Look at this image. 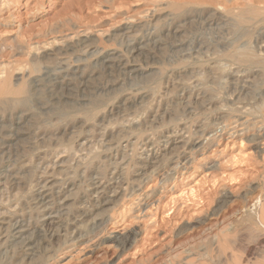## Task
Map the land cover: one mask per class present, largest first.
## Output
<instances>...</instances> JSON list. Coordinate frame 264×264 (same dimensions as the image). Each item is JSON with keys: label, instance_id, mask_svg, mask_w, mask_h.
<instances>
[{"label": "rangeland", "instance_id": "obj_1", "mask_svg": "<svg viewBox=\"0 0 264 264\" xmlns=\"http://www.w3.org/2000/svg\"><path fill=\"white\" fill-rule=\"evenodd\" d=\"M263 17L264 0H0V75L18 71L12 86L27 89L0 96V264H264ZM175 24L183 33L172 38ZM107 52L121 54L117 72L104 67ZM48 69L71 85L48 80ZM247 78L252 89L240 91ZM46 180L59 187L45 203L53 224L35 201ZM15 220L32 231L31 249L13 244Z\"/></svg>", "mask_w": 264, "mask_h": 264}, {"label": "bare ground", "instance_id": "obj_2", "mask_svg": "<svg viewBox=\"0 0 264 264\" xmlns=\"http://www.w3.org/2000/svg\"><path fill=\"white\" fill-rule=\"evenodd\" d=\"M248 2H249V1H248ZM252 2H253V1H252ZM241 4H243V3H241ZM220 7H221V5H220ZM218 9H219V8H218ZM218 9H217V10H218ZM219 10H220V9H219ZM221 11H222V10H221ZM261 11H262V10H261ZM215 12H216V11H215ZM259 13H260V12H259ZM164 14H165V13H164ZM164 14H163V15H164ZM166 14H167V13H166ZM163 15H162V16H163ZM201 15H202V14H201ZM207 15H208V14H207ZM218 15H219V14H218ZM226 15H227V14H226ZM166 16H167V15H166ZM169 16L171 17V15H169ZM259 16H260V15H259ZM164 17H165V16H164ZM205 17H206V16H205ZM261 17H262V16H261ZM166 18H167V17H166ZM168 18H169V17H168ZM259 18H260V17H259ZM263 18H264V17H263ZM187 19H189V18H187ZM217 19L220 21V23H222V24L224 23V24H225V23L227 22V20H228V17H226L224 14H220L219 16H217ZM168 21H169V20H168ZM182 21H184V20H182ZM182 21H181V22H182ZM195 21H198V19L195 20ZM169 22H170V21H169ZM210 22H211V21H210ZM7 23H8V22H7ZM199 23H200V22H199ZM199 23H198V24H199ZM181 24H182V23H181ZM260 24H262V23H260ZM126 25H127V24H126ZM167 25H168V24H167ZM208 25H209V24H208ZM215 25H216V23H215ZM219 25H220V24H219ZM262 25H263V24H262ZM127 26L129 27V24H128ZM130 26H131V25H130ZM131 27H132V26H131ZM184 27H185V26H184ZM207 27H208V26H207ZM211 27H212V26H211ZM229 27H230V26H229ZM263 27H264V26H263ZM170 28H171V27H170ZM214 28H216V27H214ZM260 28H261V27H260ZM186 29H187V28H186ZM220 29H221V28H220ZM122 30H123V29H122ZM129 30H130V29H129ZM120 31H121V30H120ZM159 31H160V30H159ZM223 31H224V30H223ZM126 32L129 33L128 30H127ZM132 32H133V31H132ZM170 32H171V34H172V38H173V37L176 38V36H178V34L181 35L180 33H181V32L183 33V30L180 28L179 24H175V25L172 27V30H171ZM147 33H148V32H147ZM261 33L263 34V31H262ZM87 34H88V33H87ZM87 34H86V35H87ZM218 34H219V33H218ZM262 34H261V36H262ZM83 35H84V34H83ZM86 35H84V36L82 37L83 40L88 39V36H86ZM126 35H127V34H126ZM128 35H129V34H128ZM137 35H138V34H137ZM263 35H264V34H263ZM142 36H143V34H142ZM144 36H145V35H144ZM153 36H154V34H153ZM162 36H163V35H162ZM131 37H133V36H131ZM135 37H136V36H135ZM164 37H165V36H164ZM170 37H171V36H170ZM179 37H180V36H179ZM249 37H250V36H249ZM262 37H263V36H262ZM14 38H15V37H14ZM14 38H13V39H14ZM79 38H81V37H79ZM82 38H81V40H82ZM89 38H91V37H89ZM127 38H128V37H127ZM146 38H147V37H146ZM150 38H151V37H150ZM151 39H153V38H151ZM154 39L156 40V38H154ZM157 39H158V37H157ZM177 39H178V37H177ZM248 39H249V38H248ZM79 40H80V39H79ZM81 40L79 41V43L81 42ZM92 40H93V38H92ZM129 40H130V39H129ZM131 40H133V39H131ZM163 40H164V38H163ZM180 40H181V39H178V41H180ZM70 41H71V40H70ZM93 41H94V40H93ZM138 41H139V40H138ZM146 41H147V40H146ZM170 41H171V39H170ZM172 41H173V40H172ZM172 41H171V42H172ZM185 41H186V40H185ZM262 41H263V40H262ZM84 42H85V41H83V43H84ZM88 42H89V44H90V40H89ZM149 42H150V41H149ZM158 42H159V41H158ZM158 42H157V43H158ZM163 42H164V41H163ZM165 42H166V41H165ZM171 42H170V43H171ZM181 42H182V41H181ZM245 42H246V41H245ZM26 43H27V42H26ZM56 43H57V42H56ZM62 43L64 44V42H59V43H57V45L62 44ZM66 43H67V42H66ZM74 43H75V42H74ZM74 43H73V44H74ZM76 43H77V41H76ZM85 43H86V42H85ZM85 43H84V44H85ZM93 43H94V42H93ZM132 43H133V42H132ZM132 43H131V44H132ZM152 43H153V42H152ZM152 43H151V44H152ZM161 43H162V42H161ZM167 43H168V42H167ZM167 43H166V44H167ZM175 43H176V42H175ZM179 43H180V42H179ZM9 44H10V43H9ZM63 44H62V45H63ZM70 44H71V43H70ZM70 44H68V45H70ZM77 44H78V43H77ZM91 44H92V43H91ZM94 44H95V43H94ZM145 44H147V43H145ZM148 44H149V43H148ZM153 44H154V43H153ZM155 44H156V42H155ZM176 44H177V43H176ZM180 44H181V43H180ZM95 45H96V44H95ZM133 45H134V44H133ZM139 45H140L141 47H143V43H142V45H141V44H139ZM156 45H157V44H156ZM159 45H160V44H159ZM172 45H173V44H171V46H172ZM8 46H10V45H8ZM46 46H47V45H46ZM63 46H64V45H63ZM66 46H67V45H66ZM70 46H71V45H70ZM92 46H93V44H92ZM140 46H138V47H140ZM164 46H165V45H164ZM181 46H183V45H181ZM44 47H45V46H44ZM47 47H48V46H47ZM47 47H46V48H47ZM74 47H75V45H74ZM87 47H88V46H87ZM94 47H95V46H94ZM127 47H128V46H127ZM132 47H133V46H132ZM136 47H137V46H136ZM141 47H140V48H141ZM155 47H156V46H155ZM155 47H153V48H155ZM158 47H159V46H158ZM161 47H162V46H161ZM184 47H185V45H184ZM50 48H51V47H50ZM63 48H65V47H63ZM69 48H70V47H69ZM91 48H92V47H91ZM95 48H96V47H95ZM97 48H98V47H97ZM97 48H96V49H97ZM128 48H129V47H128ZM140 48H138V49H140ZM175 48H176V47H175ZM178 48H179V47H178ZM57 49H58V48H57ZM57 49H56V50H57ZM60 49H61V48H60ZM89 49H90V48H89ZM96 49H94V50H96ZM131 49H132V48H131ZM133 49H134V48H133ZM138 49H136V50H138ZM160 49H161V48H160ZM45 50H46V49H45ZM52 50H53V49H52ZM64 50H67V49H64ZM68 50H69V49H68ZM97 50H98V49H97ZM97 50H96V51H97ZM136 50H135V51H136ZM57 51H59V50H57ZM57 51H56V52H57ZM60 51H61V50H60ZM96 51H95V52H96ZM98 51H99V50H98ZM98 51H97V52H98ZM103 51H104V50H103ZM103 51L101 50V52H103ZM105 51H106V50H105ZM117 51H118V50H117ZM135 51H134V52H135ZM140 51H141V50H140ZM239 51H240V50H239ZM34 52H35V51H34ZM36 52H37V51H36ZM50 52H51V51H50ZM53 52H55V51H53ZM99 52H100V51H99ZM99 52H98V54H99ZM39 53L42 55V50H41V52L38 51L37 57H38ZM51 53H52V52H51ZM141 53H142V52H140V54H141ZM144 53H145V51H144ZM232 53H234V52H232ZM58 54H59V53H58ZM119 54H120V53H118V56H117V53H115V52H110V53L107 52L104 56L102 55V56H103V59H102L103 61H102V63H103V65H104V67H107V68H108L109 73H111V72L114 73V71H115V69H114V71H111V70H109V68H112L113 66L116 67V65L121 64L120 62L122 61L123 58H121V57L119 56ZM133 54H134V53H133ZM29 55H30V54H29ZM46 55H47V54H46ZM55 55H56V54H55ZM120 55H121V54H120ZM141 55H142V54H141ZM143 55H144V54H143ZM145 55H147V54H145ZM43 56H44V55H43ZM48 56H49V55H48ZM98 56H99V55H98ZM135 56H136V55H135ZM147 56H148V55H147ZM52 57H53V55H52ZM52 57H49V59L52 58ZM119 57H120V58H119ZM123 57H125V56H123ZM38 59H39V58H38ZM43 59H44V58H43ZM43 59H41V62L43 61ZM45 59H46V57H45ZM52 59H53V58H52ZM50 60H51V59H50ZM154 60H155V59H154ZM97 61H99V60H97ZM123 61H124V60H123ZM131 61H132V60H131ZM131 61H130V62H131ZM259 61H260V60H259ZM263 61H264V60H263ZM99 62H100V61H99ZM132 62H133V61H132ZM65 63H66V62H65ZM102 63L100 62V64H102ZM123 63H124V62H122V65H121V66H122L123 68L127 69L129 66H128L127 64H125V63L123 64ZM45 64H46V63L44 62V66H46ZM51 64H52V62L50 63V65H51ZM53 64H54V62H53ZM58 64H59V63H58ZM58 64H57V62H56V65H58ZM97 64H98V62H97ZM129 64H130V63H129ZM132 64H133V63H132ZM132 64H131V65H132ZM253 64H255V63H253ZM26 65H27V64H26ZM56 65H55V66H56ZM61 65H62V64H60V65H58V66H60V68L63 67V66H65V65H63V66H61ZM94 65H95V64H94ZM94 65H93V66H94ZM139 65H140V64H139ZM22 66H23V65H22ZM53 66H54V65H53ZM58 66H57V67H58ZM71 66H72V65H71ZM73 66H74V65H73ZM77 66H79V65H77ZM100 66H101V65H100ZM26 67H27V66H26ZM46 67H47V66H46ZM51 67H52V66L47 67V68H50V69H51ZM67 67H70V65H69V66L67 65L66 68H67ZM95 67H96V66H95ZM98 67H99V66H98ZM102 67H103V66H101V68H102ZM20 68H21V67H20ZM60 68H59V69H60ZM75 68H76V67H75ZM81 68H82V67H81ZM85 68H86V67H85ZM96 68H97V67H96ZM101 68L99 67V69H101ZM113 68H114V67H113ZM136 68H137V67H136ZM139 68H140V67H139ZM27 69H28V68H27ZM59 69H55V70H59ZM79 69H80V68H79ZM102 69H103V68H102ZM102 69H101V72H102ZM116 69H117V68H116ZM120 69H121V68H119V72H122V73H123V71H122V70L120 71ZM128 69H129V68H128ZM17 70H19V69H17ZM48 70H49V69H48ZM52 70H54V67H53V69H51V71H52ZM81 70L83 71V69H81ZM104 70H106V69L104 68ZM136 70H137V69H135V68H131V69L127 70V72L130 74V73H134ZM49 71H50V70H49ZM51 71H50V73L52 74ZM61 71H62V70H61ZM89 71H90V70H89ZM91 71H94V70H91ZM110 71H111V72H110ZM149 71H150V70H149ZM239 71H240V70H239ZM2 72H3V71H2ZM44 72H45V71H44ZM63 72H64V71H63ZM65 72H66V71H65ZM75 72H76V71H75ZM94 72H95V71H94ZM115 72H117V71H115ZM119 72H118V73H119ZM140 72H141V71H140ZM234 72H235V71H234ZM234 72H232V73H234ZM237 72H238V71H237ZM255 72H256V71H255ZM255 72H254V73H255ZM0 73H1V67H0ZM18 73H19V72L17 71L16 74H15V76H13V77L11 76V78H12L13 81H14V80H15V81H18L19 78L21 79V77H19ZM46 73H47V72H46ZM61 73H62V72H60V71H54L52 75L50 74V75H51L50 77L48 76V77H49L48 80L52 79V81H57V82L59 83V85H60V83H61V84H64V85H71V81L68 80V78H67L68 76L66 75V73H65V74H61ZM76 73H77V72H76ZM78 73L80 74L81 72L79 71ZM102 73H103V72H102ZM109 73H107V74L110 75ZM118 73H117V74H118ZM122 73H120V74H122ZM128 73H127V75H129ZM153 73H154V71H152V74H153ZM238 73H239V72H238ZM251 73H252V72H251ZM254 73H253V74H254ZM5 74H6V76H2L3 74L0 75V96H6V95L10 96L9 94H14L15 96H19V95H21L24 91L27 90L25 87H20V86H18L17 88H14V87L12 86L14 83L12 84L11 78L9 77V75L7 76V73H5ZM5 74H4V75H5ZM138 74L140 75V73H138ZM150 74H151V72H150ZM150 74H149V75H150ZM152 74H151V75H152ZM13 75H14V73H13ZM22 75L24 76L25 74H22ZM29 75H31V74H29ZM32 75H33V74H32ZM38 75H39V74H37V77H38ZM46 75H47V74H46ZM69 75H70V74H69ZM71 75H72V74H71ZM71 75H70L69 77H71ZM123 75H124V74H123ZM123 75H122V76H123ZM127 75H125V76H127ZM146 75H147V74H146ZM149 75H148V76H149ZM231 75H232V74H231ZM235 75H236V73H235ZM239 75H240V74H239ZM239 75H236V76H239ZM23 76H22V78H23ZM33 76H34V75H33ZM39 76H40V75H39ZM81 76H82V74H81ZM81 76H80V77H81ZM91 76H93L92 72H90L89 74H86V75L84 74V75L82 76V77H84V79H85V83H86V84H87V81H89V79H90ZM125 76H124V77H125ZM129 76H131V75H129ZM137 76H138V75H137ZM245 76H246V75H245ZM249 76H250V75H249ZM263 76H264V75H263ZM41 77H42V76H41ZM134 77H135V76H134ZM229 77H230V76H229ZM247 77H248V75H247ZM27 78H29V77H27ZM30 78H31V77H30ZM78 78H79V77H78ZM94 78H95V76H94ZM94 78H93V79H94ZM96 78H97V77H96ZM127 78H130V77H127ZM230 78H231V77H230ZM232 78H233V77H232ZM236 78H237V77H236ZM236 78H235V79H236ZM239 78H240V77H239ZM253 78H254V77H253ZM259 78H260V77H259ZM43 79H44V78H43ZM43 79H40V77H39V79H38V78L32 79V83H31V84H32V86H34V88H33L32 91H34V90H41L40 85L42 84V82H43L42 80H43ZM93 79H92V80H93ZM124 79H125V78H124ZM134 79H135V78H134ZM134 79H133V80H134ZM235 79H234V80H235ZM242 79H243V78H242ZM22 80H23V79H22ZM22 80H21V81H22ZM70 80H71V79H70ZM80 80H81V79H80ZM130 80H131V79H130ZM237 80H238V78H237ZM15 81H14V82H15ZM21 81H20V82H21ZM41 81H42V82H41ZM45 81H47V80H45ZM50 81H51V80H50ZM52 81H51V82H52ZM76 81H77V80H76ZM112 81H113V80H112ZM112 81H111V82H112ZM235 81H236V80H235ZM253 81H255V80H253ZM25 82H27V81H25ZM25 82H21V83H24V84H25ZM51 82H50V84H51ZM57 82H56V83H57ZM82 82H84V81H82ZM82 82H81V84H82ZM92 82H93V81H92ZM92 82H91V83H92ZM111 82H110V83H111ZM237 82H238V81H237ZM17 83H18V82H17ZM17 83H16V84H17ZM74 83H75V82H74ZM91 83H90V84H91ZM106 83H107V82H106ZM115 83H116V82H114V84H115ZM231 83H232V81H231ZM234 83H236V82H234ZM240 83H241V82L239 81L238 84H240ZM26 84H27V83H26ZM26 84H25V85H26ZM43 84H45V82H44ZM46 84H47V83H46ZM81 84H80V85H81ZM108 84H109V83H108ZM111 84H113V83H111ZM64 85H63V86H64ZM84 85H85V84H84ZM88 85H89V84H88ZM116 85H117V84H116ZM229 85H230V84H229ZM231 85H232V84H231ZM23 86H24V85H23ZM72 86H73V85H72ZM75 86L77 87L76 84H75ZM78 86H79V85H78ZM98 86L100 87V85H98ZM98 86H96V87L98 88ZM103 86H105V85H103ZM233 86H234V85H233ZM236 86H237V85H236ZM252 86H253L252 80H250L249 78H247V79L243 80L242 85H240V88H241L240 91H241V90H245V91H247V90L250 89ZM255 86H256V85H255ZM255 86H254V87H255ZM26 87H27V85H26ZM43 87H44V86H42V88H43ZM47 87H48V86H47ZM50 87H51V86H50ZM80 87H81V86H80ZM86 87H87V86H86ZM86 87H85V88H86ZM88 87H90V86H88ZM183 87H184V86H183ZM45 88H46V85H45ZM52 88H53V87H52ZM70 88H71V87H70ZM94 88H95V87H94ZM101 88H102V87H101ZM105 88H106V89L108 88V90H109V86H108V87H105ZM111 88H112V87H111ZM184 88H186V87H184ZM184 88H183V89H184ZM233 88L235 89L236 87H233ZM47 89H48V88H47ZM49 89H50V88H49ZM49 89H48V90H49ZM56 89H57V88H56ZM72 89L75 90L76 88L72 87ZM72 89H71V91H72ZM77 89H79V88L77 87ZM77 89H76V90H77ZM83 89H84V88H83ZM87 89H89V88H87ZM99 89H100V88H99ZM183 89H182V87H181V91H182ZM251 89H252V88H251ZM48 90H47L46 92H48ZM52 90L54 91V89H52ZM66 90H67V89H66ZM80 90H81V89H80ZM92 90H94V89H92ZM95 90H96V89H95ZM101 90H102V89H101ZM101 90L98 91V93H100ZM185 90H186V89H184V91H185ZM44 91H45V90H44ZM49 91H51V90H49ZM53 91H52V92H53ZM62 91H65V89L62 90ZM62 91H61V92H62ZM69 91H70V90H69ZM71 91H70V92H71ZM103 91L106 92L105 90H103ZM109 91H110V90H109ZM181 91H180V92H181ZM187 91H188V90H187ZM192 91H193V90H192ZM250 91H251V90H250ZM36 92H37V91H36ZM39 92H40V91H39ZM39 92H38V93H39ZM52 92H51V93H52ZM67 92H68V90H67ZM92 92H93V95H94V93H97V90H96V92H94V91H92ZM104 92H103V93H104ZM193 92H194V91H193ZM236 92H237V91H236ZM242 92H243V91H242ZM251 92H253V91H251ZM43 93H44V92H43ZM53 93H56V91L53 92ZM57 93H59V92H57ZM68 93H69V92H68ZM142 93H143V92H142ZM142 93H141V94H142ZM185 93H186V92H185ZM224 93H225V92H224ZM245 93H246V92H245ZM248 93H249V91H248ZM40 94H41V93H40ZM40 94H38V95H40ZM45 94H46V93H45ZM61 94H64V93L62 92ZM65 94H66V93H65ZM70 94H71V93H70ZM136 94H137V96H138V93H136ZM146 94H147V93H146ZM177 94H178V93H177ZM30 95H31V94H30ZM38 95H37V96H38ZM42 95H43V94H42ZM42 95H41V96H42ZM59 95H60V94H59ZM59 95H58V96H59ZM67 95H68V94H67ZM72 95H73V93L71 94V96H72ZM97 95H98V94H97ZM99 95H101V94H99ZM120 95H121V94H120ZM144 95H145V94H144ZM144 95H143V96H144ZM182 95H184V94H182ZM8 96H7V97H8ZM48 96H49V94H48ZM55 96H56V95H55ZM55 96H54V98H55ZM58 96H57V97H58ZM61 96H62V95H60V97H61ZM95 96H96V95H95ZM95 96H94V97H95ZM176 96H177V95H176ZM184 96H185V95H184ZM197 96H198V95H197ZM197 96L195 97V99L198 98L200 95H199L198 97H197ZM230 96H232V95H230ZM239 96H240V95H239ZM243 96H244V95H243ZM11 97H13V95L10 96V98H11ZM38 97H39V96H38ZM42 97H44V96H42ZM60 97H59V98H60ZM92 97H93V96H92ZM128 97H129V96H128ZM130 97H132V96H130ZM138 97H140V93H139V96H138ZM3 98H4V97H3ZM59 98H58V99H59ZM62 98H63V96H62ZM83 98H84V97H83ZM85 98H86V96H85ZM88 98H91V95H90V97H88ZM126 98H127V97H126ZM142 98H143V97H142ZM142 98H141V100H142ZM146 98H147V96H146ZM190 98H192V96H191ZM236 98H238V96H237ZM45 99H46V98H45ZM75 99H76V98H75ZM91 99H93V98H91ZM128 99H129V98H128ZM143 99H144V98H143ZM147 99H148V98H147ZM192 99H193V98H192ZM195 99L193 100V101H195L194 103H196V100H195ZM9 100H10V99H9ZM49 100H50V99H49ZM72 100H73V99H71V101H72ZM82 100H83V99H82ZM85 100H86V99H85ZM139 100H140V99H139ZM186 100H187V99H186ZM186 100H185V101H186ZM236 100H237V99H236ZM21 101L23 102V101H25V99H23V100H21V99L18 100V99H17V102H21ZM35 101H36V100H35ZM53 101L57 102V100H53ZM61 101H62V100H61ZM61 101H60V102H61ZM75 101H76V100H75ZM77 101H78V100H77ZM87 101H88V100H87ZM89 101H92V100L89 99ZM125 101H126V100H125ZM125 101H124V102H125ZM188 101H189V100H188ZM36 102H37V101H36ZM36 102H35V103H36ZM60 102H59V100H58V103H60ZM64 102H65V101H64ZM64 102H63V104H65ZM66 102H67V100H66ZM69 102H70V101H69ZM79 102H80V101H79ZM127 102H128V101H127ZM135 102H136V101H135ZM8 103H9V102H8ZM37 103L39 104V102H37ZM53 103H54V102H53ZM53 103H52V104H53ZM61 103H62V102H61ZM67 103H68V102H67ZM70 103H71V102H70ZM73 103H77V102H72V105H73ZM82 103H84V102H82ZM85 103H86V102H85ZM87 103L90 104V102H87ZM87 103H86V104H87ZM133 103H134V102H133ZM186 103H187V102H186ZM0 104H1V103H0ZM40 104H41V103H40ZM80 104H81V102H80ZM80 104L78 103V104H74V105H80ZM86 104H85V105H86ZM134 104H135V103H134ZM134 104H133V105H134ZM190 104H191V106H192V102H191ZM190 104L188 105L189 108H190ZM43 105H44V104H43ZM43 105H42V106H43ZM45 105H46V103H45ZM55 105H57V103H55ZM58 105H59V104H58ZM74 105H73V106H74ZM83 105H84V104H83ZM112 105H113V104H112ZM112 105H111V106H112ZM118 105H119V104H118ZM5 106H6V105H5ZM70 106H71V105H70ZM116 106H117V105H116ZM121 106H122V104H121ZM185 106L188 107L187 104H185ZM194 106H195V104H194ZM239 106H240V105H239ZM44 107H45V106H44ZM44 107H43V108H44ZM55 107H56V106H55ZM66 107H67V105H66ZM79 107H80V106H79ZM83 107H84V106H83ZM126 107H127V106H126ZM131 107H132V106H131ZM131 107H129V108H131ZM4 108H5V107H4ZM46 108H47V107H46ZM53 108H54V107H53ZM57 108H58V107H57ZM122 108L124 109V106H122ZM129 108H128V109H129ZM6 109H7V107H6ZM50 109H52V108H50ZM119 109H120V107H119ZM45 110H46V109H45ZM110 110H111V109H110ZM110 110L108 109V111H110ZM121 110H122V109H121ZM121 110H120V111H121ZM125 110H126V109H124V111H125ZM0 111H2V109H1ZM3 111H4V110H3ZM5 111H6V110H5ZM19 111H20V110H19ZM27 111H28V110H27ZM38 111H39V110H38ZM47 111H48V110H47ZM49 111H50V110H49ZM122 111H123V110H122ZM35 112H36V111H35ZM43 112H44V111H43ZM43 112H42V113H43ZM25 113H26V112H25ZM110 113H111V112H110ZM118 113H121V112H118ZM118 113H117V114H118ZM125 113H126V112H125ZM6 114H7V113H6ZM26 114H28V113H26ZM121 114H122V113H121ZM123 114H124V113H123ZM24 115H25V114H24ZM106 115H107V114H106ZM106 115H105V116H106ZM114 115H115V114H114ZM1 116H2V115H1ZM15 116H16V118H17V116L19 117V114L15 115ZM20 116H21V115H20ZM29 116H30V115H29ZM31 116H32V115H31ZM103 116H104V115H103ZM108 116H109V115H108ZM112 116H113V115H112ZM154 117H155V116H154ZM16 118H15V119H16ZM22 118H23V116H22ZM25 118H26V116H25ZM30 118H31V120H32V117H30ZM103 118H104V117H103ZM108 118H109V117H108ZM108 118H107V119H108ZM8 119H10V117H9ZM18 119H19V118H18ZM111 119H112V117H111ZM152 119H153V117H152ZM23 120H24V119H23ZM105 120H106V118H105ZM20 121H21V120H20ZM26 121H27V120H26ZM102 121H104V119H103ZM0 122H1V120H0ZM18 122H19V121H18ZM24 122H25V121H24ZM28 122H29V120L27 121V123H28ZM22 123H23V122H22ZM25 123H26V122H25ZM25 123H24V124H25ZM1 124H2V123H1ZM7 124H8V122H7ZM9 124H10V123H9ZM11 124H12V123H11ZM11 124H10V125H11ZM17 124H18V123H17ZM30 124H31V123H30ZM10 125H9V126H10ZM18 125H19V124H18ZM224 125H225V124H224ZM7 126H8V125H7ZM12 126H13V125H12ZM18 127H19V126H18ZM69 127H71V126H69ZM72 127H73V126H72ZM74 127H77V126H74ZM79 128H80V127H79ZM8 129H10V128H8ZM14 129H15V127H14ZM14 129L12 128V130H14ZM74 129H75V128H74ZM74 129H72V130L74 131ZM100 129H101V128H100ZM100 129H99V130H100ZM5 130H6V128H5ZM10 130H11V129H10ZM20 130H21V129H20ZM22 130H23V129H22ZM22 130H21V132L24 131V130H23V131H22ZM72 130H70V131H72ZM17 131H18V130H17ZM2 132H3V126H0V133H2ZM15 132H16V130H15ZM15 132H14V133H15ZM19 132H20V131H19ZM65 132H66V131H64V133H65ZM4 133H5V132H4ZM9 133H10V132H9ZM24 133H25V131H24ZM68 133H70V132H68ZM11 134L13 135V133H11ZM5 135H6V133H5ZM7 135H8V133H7ZM9 135H10V134H9ZM18 135H19V134H18ZM18 135H17V136H18ZM61 135H63V133H62ZM111 135H112V134H111ZM172 135L174 136V134H171V136H172ZM3 136H4V135H3ZM20 136H21V135H20ZM178 136H179V135H178ZM256 136H257V135H256ZM10 137H11V135H10ZM168 137H169V136H168ZM176 137H177V135H176ZM182 137H183V136H182ZM12 138H13V137H12ZM15 138H16V137H15ZM18 138H19V137H18ZM18 138H17V139H18ZM2 139H3V138L0 139L1 142L3 141ZM166 139H170V138H166ZM182 139H183V138H182ZM182 139H178V140H177V139H173L172 142H175V141H176L177 143H182V142H183ZM15 140H16V139H15ZM171 140H172V138H171ZM253 140H254V139H253ZM16 141H17V140H16ZM55 141H56V140H55ZM166 141L168 142V140H166ZM185 141H186V140H185ZM83 142H84V141H83ZM169 142H170V140H169ZM176 142H175V143H176ZM197 142H198V141H197ZM254 142H255V141H254ZM170 143H171V142H170ZM170 143H169V144H170ZM3 144H4V142H3L1 145H3ZM4 145H5V144H4ZM6 145H7V144H6ZM10 145H11V144H10ZM162 145H163V144H162ZM162 145H161V146H162ZM174 145H175V144H174ZM166 146H167V144L165 145V147H166ZM181 146H182V145H181ZM181 146H180V147H181ZM2 147H3V146H2ZM4 147H5V146H4ZM7 147H8V146H7ZM170 147H171V146H170ZM173 147H174V146H173ZM160 148H161V147H160ZM162 148H163V147H162ZM175 148H176V146H175ZM153 151H155V150H153ZM157 151H158V150H157ZM170 151H171V149H170ZM170 151L168 152V154H169V153L173 154L172 151H171V152H170ZM176 151H177V149H176ZM162 152H163V151H162ZM173 152H174V151H173ZM165 155H166V154H165ZM169 155H170V154H169ZM171 156H172V155H171ZM171 156H170V157H171ZM6 158H7V157H6ZM6 158H5V159H6ZM5 159H4V160H5ZM7 161H8V160H7ZM7 161H6V162H7ZM12 161H13V160H12ZM12 161H11V162H12ZM155 161H156V160H155ZM158 161H160V160H158ZM224 161H225V160H224ZM1 162H2V158H1ZM160 162H161V161H160ZM225 162H226V161H225ZM15 163H16V162H15ZM154 163H155V162H154ZM5 164H6V163H5ZM7 164H8V163H7ZM221 164H222V163H221ZM221 164H220V165H221ZM158 165H159V164H158ZM216 165H218V164H216ZM11 166L13 167V165H11ZM17 166H20V165H17ZM23 166H24V165H23ZM5 167H6V166H5ZM5 167H4V168H5ZM217 167H218V166H217ZM222 167H223V166H222ZM6 168H7V167H6ZM57 168H58V167H57ZM11 169H12V168H11ZM3 170H4V171H7V170H5V169H2V171H3ZM23 171H24V170H23ZM27 171H28V170H27ZM1 173H2V172H1ZM1 173H0V174H1ZM6 173H7V172H6ZM3 174H4V173H3ZM19 174H20V173H18V177H19ZM23 174H24V173H23ZM11 175H12V174H11ZM21 175H22V174H21ZM14 176H15V175H14ZM14 176H13V177H14ZM50 176H51V175H50ZM50 176H47V177H50ZM16 177H17V175H16ZM6 178H7V176H6ZM51 178H52V177H50V179H51ZM10 179H11V178H10ZM10 179H9V180H10ZM53 179H54V178H53ZM93 179H94V178H93ZM15 180H16V179H15ZM15 180L13 179V183H15V182H14ZM44 180H45V178H44ZM54 180H55V179H54ZM56 180L60 183V180H58V179H56ZM95 180H96V178H95ZM99 180H100V179H99ZM18 181H19V180H18ZM48 181H49V180H48ZM42 182L44 183V181H42ZM52 182H53V181H52ZM54 182H55V181H54ZM58 182H57V185H59ZM65 182H66V181H65ZM93 182H94V188H93V189H95V191H96L97 194H101V195H102V194H105L106 191H108V190L105 189V187H106V186L104 185L105 183H104V184H101V183H96L95 181H93ZM107 182H108V181H107ZM16 183H17V182H16ZM18 183H19V182H18ZM47 183H48V182H47V180H46V185L44 184L45 186H44V187L42 186V189H41V187H40V189H39V194H38V196H36L37 199H35V201L37 200V203H36L37 205H38V204H42V206H41V212H42V213H41V217H42V219H43L44 221H47V222L53 224L54 222H57V218H58V216H57L56 214H54V213H55V210H53V209H52V206H50V205H51V203H50L51 201L49 202L50 205H46L45 203H46V201L49 200L48 197H51V194H52L53 192H55L54 190H55V188H56V185H55L54 183H51V184H49V183L47 184ZM110 183H111V182H110ZM110 183H109V184H110ZM61 184H62V182H61ZM111 184H112V183H111ZM62 185H63V184H62ZM62 185H61V186H62ZM67 185H68V183H67ZM89 185H91V184H89ZM62 187H63V186H62ZM69 187H70V186H69ZM110 187H111V186H110ZM58 188H59V187L57 186L56 189H58ZM90 188H91V186H90ZM60 189H61V188H60ZM63 189H64V188H63ZM58 190H59V189H58ZM66 190H67V189H66ZM91 190H92V189H91ZM110 190H111V189H110ZM56 191H57V190H56ZM60 191H63V190L61 189ZM67 191H68V190H67ZM69 191H70V190H69ZM36 192H37V191H36ZM93 192H94V190H93ZM93 192H92V193H93ZM109 192H110V191H109ZM55 193H56V192H55ZM57 193H58V192H57ZM61 193H62V192H60L59 194H61ZM68 193L70 194L71 192H68ZM36 194H37V193H36ZM59 194H58V195H59ZM62 194H63V193H62ZM62 194H61V196H62ZM71 194H73V193H71ZM71 194H70V195H71ZM107 194H108V193H107ZM111 194H113L112 191H111ZM115 194H116V193H115ZM115 194H114V195H115ZM101 195H100V196H101ZM109 195H110V194H109ZM52 196H54V195L52 194ZM56 196H57V194H56ZM68 196H69V195H68ZM68 196H67V197H68ZM80 196H82V195H80ZM92 196H93V195H92ZM94 196H95V193H94ZM98 196H99V195H98ZM98 196H97V197H98ZM59 197H60V196H59ZM59 197L57 196V197H54V198H57V199H58ZM70 197H72V196H70ZM70 197H69V198H70ZM77 197H78V196H76V199H77ZM97 197H96V198H97ZM114 197H115V196H114ZM32 198H33V197H32ZM96 198H95V199H96ZM99 198H100V197H99ZM99 198H97V200H98ZM110 198H112L111 195H110ZM91 199H92V198H91ZM105 199H106V198H105ZM105 199H104V200H105ZM107 199H109V197H107ZM32 200H33V199H32ZM32 200H31V201H32ZM70 200H71V199H70ZM77 200H78V199H77ZM80 200H81V199H80ZM86 200H87V199H86ZM100 200H101V199H100ZM109 200H111V199H109ZM109 200H107V201L109 202ZM113 200H114V199H113ZM60 201H63V200L61 199ZM72 201H73V200H72ZM84 201H85V200H84ZM93 201H94V200H93ZM98 201H99V200H98ZM107 201L104 202V203H108ZM53 202H54V201H53ZM57 202L59 203V201H57ZM66 202H67V200H66ZM75 202H76V200H75ZM78 202H79V201H78ZM113 202H114V201H113ZM113 202H112V203H113ZM49 203H48V204H49ZM63 203H64V202H63ZM68 203H69V202H68ZM68 203H67V205H68ZM96 203H97V202H96ZM101 203H103V201H102ZM30 204H31V203H30ZM30 204H29V205H30ZM33 204H34V203H33ZM59 204H60V203H59ZM34 205H35V204H34ZM54 205H55V203H54ZM60 205H61V204H60ZM65 205H66V204H65ZM69 205H71V204H69ZM72 205H74V203H73ZM78 205H79V204H78ZM101 205H103V204H101ZM49 206H50V207H49ZM99 206H100V204H99ZM55 207H56V206H55ZM66 207H67V206H66ZM76 207H77V206H76ZM94 207H95V206H94ZM102 207H103V206H102ZM59 208L64 209L63 207H60V206H59ZM97 208H98V206H97ZM103 208H105V207H103ZM106 208H107V207H106ZM29 209H30V207H29ZM56 210H58V209H56ZM101 210H102V209H101ZM103 210L105 211V209H103ZM30 211H32V210H30ZM34 211H35V210H34ZM59 211H61V210H59ZM106 211H107V209H106ZM106 211H105V213H106ZM56 212H57V211H56ZM99 212H101V211H99ZM102 212H103V211H102ZM0 213H1V212H0ZM12 213H13V212H12ZM16 213H17V212H16ZM103 213H104V212H103ZM3 214H4V213H3ZM3 214H2V215H3ZM8 214H9V213H8ZM14 214H15V213H13V215H14ZM19 214H20V213H19ZM36 214H37V213H36ZM58 214H59V213H58ZM60 214H61V213H60ZM97 214H98V212H97ZM99 214H100V213H99ZM10 215H11V213H10ZM15 215H16V214H15ZM22 215H23V214H22ZM260 215H261V214H260ZM7 216H8V215H7ZM23 216H24V215H23ZM28 216H29V215H28ZM38 216H39V214H38ZM95 216H96V215H95ZM95 216L93 217V219L95 218ZM101 216H104V215H101ZM101 216H100V217H101ZM20 217H21V216H20ZM41 217H40V218H41ZM98 217H99V216H97V218H98ZM9 218H10V217H9ZM12 218H14V217L12 216ZM12 218H11V221H12ZM36 218H37V217H36ZM0 219H1V218H0ZM3 219H4V218H3ZM22 219H23V218H22ZM28 219H29V218H28ZM95 219H96V218H95ZM1 220H2V219H1ZM1 220H0V221H1ZM8 220H9V219H8ZM20 220H21V219H20ZM35 220H36V219H35ZM98 220H99V219H98ZM100 220H101V218H100ZM4 221H5V220H4ZM25 221H26V220H25ZM94 221H95V220H94ZM257 221H258V219H257ZM26 222H28V221H26ZM2 223H3V222H2ZM3 224H4V223H3ZM6 224H7V223H6ZM31 224H32V223H31ZM31 224H30V225H31ZM42 224H43V222H42ZM7 225H8V224H7ZM40 225H41V224H40ZM60 225H61V224H60ZM32 226L34 227V225H32ZM37 226H38V225H37ZM56 226H57V225H56ZM93 226H94V225H93ZM259 226H260V225H259ZM263 226H264V225H263ZM6 227H7V226H6ZM29 227H30V226H29ZM251 227H252V226H251ZM46 228H47V225H46ZM9 229H10V233H11L12 237H14L15 239H16V238L18 239V240H16V241L13 242L14 245L17 244L19 248H24V249H31V248H32V242H33V240H34L35 238H33V234L31 233L32 231L30 232V230H29V228H28V225H26V223L24 224V223H22V222L19 221V220H15V222L12 223V224L10 225ZM32 229H33V228H32ZM39 229H40V228H39ZM39 229H38V230H39ZM0 230H1V229H0ZM6 230H7V229H6ZM1 231H2V230H1ZM3 231H4V230H3ZM47 231H48V230H47ZM51 231H52V230H51ZM7 232H8V231H7ZM40 232H41V231H40ZM1 233H2V232H0V234H1ZM6 234H7V233H6ZM39 234H41V233H39ZM48 234H49V233H48ZM1 236L3 237V241H4V240H5V231H4V233H3ZM42 236H43V235H42ZM8 237L10 238V236H8ZM39 237H40V236H39ZM239 237H240V236H239ZM239 237H238V238H239ZM6 238H7V237H6ZM40 238H41V237H40ZM8 240H9V239H8ZM11 240H12V239H11ZM36 240H37V239H36ZM40 241H41V240H40ZM122 241H123V240H122ZM38 242H39V241H38ZM123 242H124V241H123ZM261 242H262V241H261ZM2 243H3V242H2ZM2 243H1V244H2ZM4 243H5V241H4ZM37 244H38V243H37ZM33 245H34V244H33ZM0 246H1V245H0ZM8 246H9V245H8ZM10 246H11V245H10ZM10 246H9V247H10ZM4 247H5V246H4ZM33 247H34V246H33ZM121 247H122V246H121ZM1 248H2V247H1ZM19 248H18V250H19ZM35 248H36V247H35ZM10 249H11V248H10ZM0 250H1V249H0ZM32 250H34V249H32ZM22 251H23V250H22ZM27 251H28V250H27ZM3 252H4V251H3ZM33 252H34V251H33ZM12 253H13V251H12ZM248 261H249V260H248Z\"/></svg>", "mask_w": 264, "mask_h": 264}]
</instances>
